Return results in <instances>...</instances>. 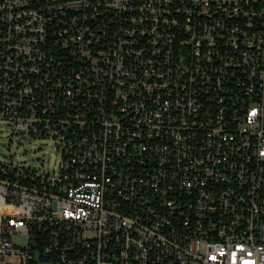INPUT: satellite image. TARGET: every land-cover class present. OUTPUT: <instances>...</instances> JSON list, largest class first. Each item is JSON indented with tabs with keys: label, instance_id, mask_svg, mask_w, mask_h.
Listing matches in <instances>:
<instances>
[{
	"label": "built area",
	"instance_id": "1",
	"mask_svg": "<svg viewBox=\"0 0 264 264\" xmlns=\"http://www.w3.org/2000/svg\"><path fill=\"white\" fill-rule=\"evenodd\" d=\"M0 120V264H264V0H0Z\"/></svg>",
	"mask_w": 264,
	"mask_h": 264
},
{
	"label": "rangeland",
	"instance_id": "2",
	"mask_svg": "<svg viewBox=\"0 0 264 264\" xmlns=\"http://www.w3.org/2000/svg\"><path fill=\"white\" fill-rule=\"evenodd\" d=\"M0 160H13L41 167V172H52L58 164L59 153L54 140L35 136L18 140L10 124L0 120Z\"/></svg>",
	"mask_w": 264,
	"mask_h": 264
}]
</instances>
